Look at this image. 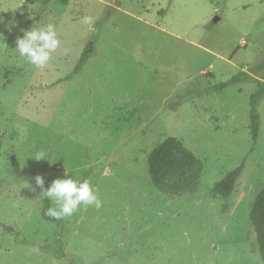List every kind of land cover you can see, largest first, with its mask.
<instances>
[{"label": "rangeland", "instance_id": "rangeland-1", "mask_svg": "<svg viewBox=\"0 0 264 264\" xmlns=\"http://www.w3.org/2000/svg\"><path fill=\"white\" fill-rule=\"evenodd\" d=\"M48 23L61 44L36 68L16 40ZM242 72L253 79L215 90ZM167 137L204 164L194 194L150 181ZM243 162L232 197H212ZM29 171L88 180L102 206L46 222L42 188L20 179ZM263 188L264 0H0V264H264L249 220Z\"/></svg>", "mask_w": 264, "mask_h": 264}, {"label": "trees", "instance_id": "trees-1", "mask_svg": "<svg viewBox=\"0 0 264 264\" xmlns=\"http://www.w3.org/2000/svg\"><path fill=\"white\" fill-rule=\"evenodd\" d=\"M164 12L165 11H161L159 14L163 15ZM94 45V42H89L86 45L77 65L66 80L72 79L75 75H78L81 72L90 56L93 54ZM251 79H253L252 76L242 72L240 75L231 78L228 82L217 85L215 90ZM257 97L258 96L255 93L251 98V110L249 114L250 129L254 140L257 139L260 128V116L256 110ZM9 160L11 170L15 175L19 174L21 171L16 162L15 156H11ZM147 164L150 181L159 193L168 197L179 198L186 194H194L198 191L201 177L204 172V164L202 160H200L177 138L167 137L160 144H158L148 156ZM244 168L245 164L243 162L239 167L226 173L225 176L220 181L216 182L210 189V195L212 197H222L224 199L231 198L235 192L237 181L242 175ZM37 176L43 179V187L36 184ZM20 179L23 182H29L36 188L41 187L42 192L51 186V180L47 175H37L31 171L25 172L23 177H20ZM41 203L42 219L49 223L59 224L62 219L57 220L44 214L49 207L54 206L52 202L49 199L41 197ZM228 209L229 207L226 204L224 205L222 212H226ZM249 220L256 236L261 260L264 263V188L259 192L251 206ZM20 242L23 244L27 243L24 239H21ZM37 247L40 246L38 245ZM59 254L61 256L63 255L61 250H59Z\"/></svg>", "mask_w": 264, "mask_h": 264}, {"label": "clouds", "instance_id": "clouds-1", "mask_svg": "<svg viewBox=\"0 0 264 264\" xmlns=\"http://www.w3.org/2000/svg\"><path fill=\"white\" fill-rule=\"evenodd\" d=\"M83 23L91 25L93 18L85 16ZM22 32V38L18 37L16 40L15 50L36 68L47 66L52 60V53L61 44L56 26L53 23H48L43 27H32L30 30H22ZM47 158L46 152L39 151L32 159L39 162ZM36 184L43 187V179L37 176ZM41 196L49 199L54 205L49 207L44 214L57 220L72 216L81 206L94 205L97 209L102 206L90 181L81 182L70 176L67 179L54 180L51 186L41 193Z\"/></svg>", "mask_w": 264, "mask_h": 264}, {"label": "built area", "instance_id": "built-area-1", "mask_svg": "<svg viewBox=\"0 0 264 264\" xmlns=\"http://www.w3.org/2000/svg\"><path fill=\"white\" fill-rule=\"evenodd\" d=\"M245 44H246V42H245V41H243V42H242V45H245Z\"/></svg>", "mask_w": 264, "mask_h": 264}]
</instances>
